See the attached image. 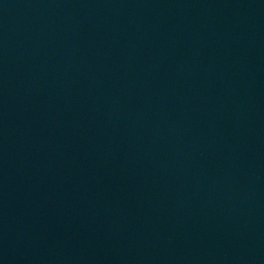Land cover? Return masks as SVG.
Wrapping results in <instances>:
<instances>
[{
	"label": "water",
	"instance_id": "1",
	"mask_svg": "<svg viewBox=\"0 0 264 264\" xmlns=\"http://www.w3.org/2000/svg\"><path fill=\"white\" fill-rule=\"evenodd\" d=\"M0 264H264V0H0Z\"/></svg>",
	"mask_w": 264,
	"mask_h": 264
}]
</instances>
